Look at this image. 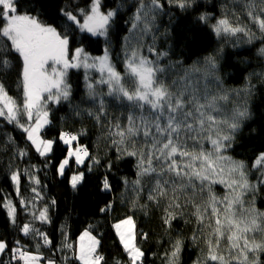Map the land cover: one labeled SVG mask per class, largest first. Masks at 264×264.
Segmentation results:
<instances>
[{
	"label": "snow or ice",
	"instance_id": "snow-or-ice-1",
	"mask_svg": "<svg viewBox=\"0 0 264 264\" xmlns=\"http://www.w3.org/2000/svg\"><path fill=\"white\" fill-rule=\"evenodd\" d=\"M165 2L187 12L188 17L203 7L198 0ZM165 2L149 0L146 4L145 0H137L132 28L135 29L137 22L144 20V31L150 30L155 13L164 9ZM244 7L252 24L264 34V0H248ZM118 11V8L104 9L103 0H89L85 7L77 5L73 10L67 7L56 9L62 20L60 25H56L41 18L42 15H48L44 4L33 0H0V39L3 41L0 43V117L21 128L36 152L46 157L53 151L56 141L45 140L39 135L40 129L50 123L49 112L45 109L49 102L59 104L71 101L72 87L67 82L69 68L88 69L96 67V62H99L100 71L107 72V80L99 81L107 85V95L122 102L127 101L131 109L126 125L116 122L109 130V136L116 137L112 139L117 151L116 162L125 156L137 158V179L133 183L139 186L141 178L148 177V183L152 186L147 199L157 205L162 200L166 201L163 222L168 227H171L173 220L184 215V209H193L190 215L195 218L196 227L190 239H203L207 246L204 260L197 258L193 264H264L261 259L264 256V240L255 239L256 234H264V212L255 207L256 194L264 191V152L251 165L224 154L232 148L236 133L242 127L241 122L250 116L247 102L251 88L223 89L222 78L217 75L220 70L217 56L206 57L203 65L197 62L183 69L168 83L161 78L167 69L159 64L160 58L166 57L167 53H156L155 48H149L157 56L156 60H152L136 47L126 50L125 54L124 75L132 81V87H127L124 75L110 62L107 47L103 56L90 57L82 47L72 49L70 46V33L77 30L91 36L107 37ZM188 17H182L181 20ZM208 19V13L196 16V21L204 24H207ZM211 27L217 36L243 33L248 43L256 39L255 33L247 26L233 24L227 15H222ZM176 31L177 35L173 39L177 46L196 39L195 35L190 34L193 30L180 29L179 22ZM258 51L264 57V47ZM89 59L93 63H88ZM13 75L19 80L17 87L23 92L22 104L9 95L6 87V81ZM87 88L88 97L95 102L97 94L94 86L89 83ZM241 92L244 93L242 104L236 103L230 113L226 112L221 105L232 103L231 96L234 94L239 97ZM76 114L79 115L78 112ZM87 114L99 122L101 115H106L104 99H99L95 113L89 111ZM25 116L29 121L27 126L21 123ZM59 139L69 147L67 156L57 166L58 175L65 174L73 157L77 165L83 164L86 158L91 159L93 164H99L100 161L91 157L86 146L77 144L74 149L71 147L72 142L78 140V135L61 132ZM205 143L211 147H205ZM18 154L23 156L27 152L19 149ZM113 166L114 162L111 161L106 165L109 170ZM251 169L258 173L255 182L249 179ZM88 170L92 171L91 165ZM11 179L19 194L21 172H13ZM29 179L35 184L40 183L35 176H29ZM98 179L101 191H111L112 185L107 175ZM83 181L84 173L75 172L69 177L68 183L76 190ZM215 184L228 189L223 197L213 191L212 186ZM134 190L139 193L143 188ZM32 192L37 193V189L33 187ZM246 196L251 197L250 206ZM20 203L24 205L26 202L21 199ZM51 203L55 205L56 201L53 199ZM4 207L15 224L16 206L9 200ZM111 208L109 203L99 211L106 213ZM32 215L41 223H50L47 205L39 211L38 216L35 213ZM206 218L209 221L207 224ZM113 227L129 258V264H143L145 253L136 244L133 218L128 216ZM205 228L211 229L208 236L203 235ZM20 231L25 236L40 237L44 245L51 244L47 233L35 228L31 222L24 223ZM142 235L147 238V234ZM225 238L228 241V258L218 251ZM79 241V251L73 253L75 260L80 264H101L104 257L97 254L100 242L91 231L85 229ZM15 245L10 247L7 241L0 239V254L11 253V260L7 264H11L12 260L38 264L42 259L41 255L19 247L20 241H15ZM184 246L181 238L175 239L171 251L164 254L166 264H180ZM36 247L39 249L40 244L37 243ZM64 247L72 249L73 245L66 243ZM0 264L5 262L0 260ZM46 264L56 262L47 260ZM116 264L121 262L117 261Z\"/></svg>",
	"mask_w": 264,
	"mask_h": 264
},
{
	"label": "trees",
	"instance_id": "trees-1",
	"mask_svg": "<svg viewBox=\"0 0 264 264\" xmlns=\"http://www.w3.org/2000/svg\"><path fill=\"white\" fill-rule=\"evenodd\" d=\"M33 2L46 6L48 15H42L43 20L60 25L62 20L56 9L67 7L68 10H73L77 5L85 7L89 0H33ZM148 2L149 0H145L146 4ZM247 2L248 0H198L203 7L191 17H188L187 12L165 2L164 9L155 13L150 30L144 31V20L138 21L137 27L132 28L133 14L138 6L137 0H103L104 9H119L108 36H91L77 30L70 33V46L73 48L81 45L91 54H100L108 46L110 57L122 75L125 70L126 50L136 47L152 60H156L157 56L150 52L149 48H155L156 53L166 52L167 56L161 57L159 64L167 69L161 78L168 83H171L175 74L182 72L183 69L196 65L197 62L203 65L206 57L217 56L220 66L217 75L222 78L223 89L231 91L242 90L246 86L251 88V96L247 102L250 116L241 122L242 127L236 133L232 148L224 153L251 165L255 158L264 152V75H261L264 73V57L260 56L258 51L264 47V34L260 33L258 27L247 17V9L244 7ZM40 11L43 12V9ZM201 13L209 14L207 24L196 21V16ZM222 15H227L233 24L247 26L255 33L256 39L248 43L243 33L217 36L211 26ZM182 17L188 18L181 20ZM178 22L180 29L193 30L190 34L195 35L194 42L176 45L173 37L177 35ZM86 36L88 39H85ZM2 42L0 39V43ZM96 74L97 72H94L95 78ZM67 82L72 87L71 101L48 104L50 123L42 128L41 135L46 139H54L56 143L53 145V151L46 157L36 152L21 128L0 117V239L7 241L10 247L17 246L15 241H20L19 247L41 255L42 261L49 259L54 260L56 264H80L75 260L73 253H76V240L80 232L88 228L100 242L97 254L104 257L101 264H116L117 261L129 264V258L113 225L119 219L132 216L137 230V246L145 253L143 264H166L164 254L171 251V244L178 237L185 245L180 254V264H193L197 258L204 260L207 255L204 240L190 239L196 227L195 218L190 215L193 209L191 207L184 209V215L173 220L171 227H168L163 222L166 201L162 200L157 205L147 199L152 186L148 183V177L141 178L139 186L133 183L137 179V158L125 156L116 162L117 151L112 144V139L116 137H110L109 130L116 122L121 125L127 124V116L131 111L128 102L108 96L107 85L100 84L98 79L90 83L80 68L69 69ZM18 83L19 80L13 75L6 81V87L9 95L22 104L23 92L17 87ZM89 83L94 86L97 94L95 102L87 95ZM124 83L127 87H132V81L126 75ZM100 98L105 101L106 115H101L100 121L97 122L87 113L96 112ZM243 99V92L239 97L233 94L231 96L233 102L221 106L230 113L236 103L242 104ZM61 132L78 135L75 144L86 146L91 157L100 161L99 164H93L91 159L86 158L83 164L77 165L73 157L65 169V174L58 175L57 166L67 155L69 147L59 139ZM205 147L210 148L211 145L205 143ZM19 149L26 150L27 155H19ZM110 161L114 162V166L109 170L106 165ZM89 165L92 166V171L88 170ZM16 171H20L22 175L19 194L11 179L12 173ZM75 172H83L84 181L73 190L68 180ZM102 175L108 176L112 185L111 191H101L98 178ZM257 175V171L251 169L249 179L255 182ZM29 176L37 177L40 183L35 184ZM33 187L37 189L39 195L32 192ZM137 188H143V191L137 193L134 190ZM212 188L219 197H223L228 191L221 184H215ZM21 199L26 202L24 205L20 203ZM53 199L56 201L55 205L51 203ZM245 199L249 201L250 206L251 197L246 196ZM9 200L17 209L15 224L11 222L4 207ZM109 203L112 205L111 210L101 213L99 209ZM45 205L48 206L50 223H41L32 215L35 213L38 216ZM255 207L264 212V191L256 194ZM28 222L41 232L47 233L51 244L44 245L38 236H25L20 228ZM208 222L206 218L205 223ZM210 231L211 229L205 228L203 235L208 236ZM142 234H147V238L145 239ZM255 239L264 240V234H256ZM37 243L40 244L39 249L36 247ZM66 243L72 244L73 248H65ZM218 251L226 258L229 257L226 238L221 241ZM261 259L264 260V256H261ZM0 260L7 264L11 260V253L0 254ZM22 262L12 260L11 264Z\"/></svg>",
	"mask_w": 264,
	"mask_h": 264
},
{
	"label": "rangeland",
	"instance_id": "rangeland-1",
	"mask_svg": "<svg viewBox=\"0 0 264 264\" xmlns=\"http://www.w3.org/2000/svg\"><path fill=\"white\" fill-rule=\"evenodd\" d=\"M128 42H130V41H128ZM76 47H82L81 45H78V46H76ZM76 47H73L72 49H74V48H76ZM107 48H108V46H106ZM83 49H84V51H85V53H87L90 57H100V56H103L104 55V51H102L100 54H91V53H89L87 50H85V48L84 47H82ZM105 50V49H104ZM108 50H109V48H108ZM140 51V50H139ZM140 53H142L141 51H140ZM143 54V53H142ZM144 56H147V55H145L144 54ZM109 57H110V52H109ZM148 57V56H147ZM69 58H71V56L69 57ZM110 62L114 65V62H113V60L111 59V57H110ZM49 63H51V62H49ZM88 63H93V61H92V59H89L88 60ZM80 69H83V71H84V73H85V76L87 77L86 79L87 80H89V82L91 83V82H94V81H96L97 79H98V81H100L101 79H105V80H107V72H106V70H105V72H101L100 71V66H99V62H96V67H93V68H88V69H85L84 67H79ZM79 68H76V69H79ZM69 69H71V68H69ZM69 69L67 70V74H68V72H69ZM118 70V69H117ZM49 71H51V69H49ZM94 72H97V74H96V78H95V76H94ZM47 94H45V96H46ZM50 103V102H49ZM52 103V102H51ZM55 104V103H54ZM45 110H47V109H45ZM48 111V110H47ZM21 123H24L26 126L29 124V121L27 120V117L25 116V117H23L22 119H21ZM32 123H34V121H32ZM46 126V125H45ZM44 126V127H45ZM43 127V128H44ZM41 130H42V128L40 129V132H39V135H40V137L41 138H43V139H45V140H47L46 138H44L42 135H41ZM75 142L76 141H73L72 142V144H71V147H73V149L77 146V144H75ZM67 146H69V145H67ZM35 148V147H34ZM67 156V155H66ZM65 158V157H64ZM63 158V159H64ZM62 159V160H63ZM72 159V158H71ZM14 188H15V190H16V186H15V184H14ZM132 217V216H131ZM133 218V217H132ZM123 219H125V218H122V219H119V221H121V220H123ZM119 221H117V222H115L114 224H116V223H118ZM133 221H134V224H135V219H133ZM88 229V228H87ZM89 230V229H88ZM114 230H115V228H114ZM84 231V230H83ZM82 231V232H83ZM116 231V230H115ZM82 232H80V234H79V236H78V238H77V240H76V244H77V246H76V253H78V251H79V244H80V241H79V237H80V235H81V233ZM134 232H135V234H137V230H136V227H134ZM92 233V232H91ZM92 235L94 236V234L92 233ZM118 236V235H117ZM96 237V236H95ZM97 238V237H96ZM119 238V237H118ZM120 241V240H119ZM137 244V243H136ZM98 248V247H97ZM33 254H35V253H33ZM49 260V259H48ZM46 261L47 260H45V261H42V260H40L39 262H38V264H46ZM22 264H23V262H22Z\"/></svg>",
	"mask_w": 264,
	"mask_h": 264
}]
</instances>
